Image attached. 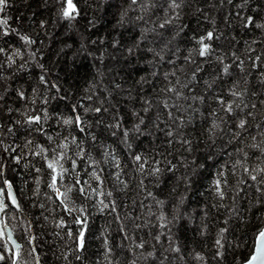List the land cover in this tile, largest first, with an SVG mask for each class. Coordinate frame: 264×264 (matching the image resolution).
Returning <instances> with one entry per match:
<instances>
[{
    "label": "snow or ice",
    "instance_id": "6c2138e0",
    "mask_svg": "<svg viewBox=\"0 0 264 264\" xmlns=\"http://www.w3.org/2000/svg\"><path fill=\"white\" fill-rule=\"evenodd\" d=\"M13 2L0 0V13ZM225 3L220 30L209 12ZM40 6L47 18L21 14L12 26L0 16V264H99L88 237L96 214L111 217L100 229L105 264L118 256L116 264H227L229 235L264 215V0ZM106 18L111 26L100 34ZM61 27L78 47L64 39L52 49ZM81 54L100 65L83 97L61 67ZM106 58L138 75L127 88L112 79L94 100ZM114 92L127 103H111ZM203 179L207 192L189 207ZM185 226L211 238V261L182 238ZM41 233L62 246L52 249ZM243 264H264V225Z\"/></svg>",
    "mask_w": 264,
    "mask_h": 264
},
{
    "label": "trees",
    "instance_id": "16d2710c",
    "mask_svg": "<svg viewBox=\"0 0 264 264\" xmlns=\"http://www.w3.org/2000/svg\"><path fill=\"white\" fill-rule=\"evenodd\" d=\"M115 2V0H114ZM219 0H209V3H218ZM29 7L24 8L20 2V0H14V2L10 5L9 9L6 10L4 13H0V16H6L9 18V23L12 24V26H16V18L21 16L23 14L24 16H30L32 13H35L36 18H40L43 16L44 18H47L48 12L42 8L41 0H28ZM90 11V10H89ZM234 11V10H233ZM229 12V6L227 3H225V6L223 9H216L213 8L209 12L210 18L216 17L218 24L220 26V30H223L224 28V22L221 19L224 15L228 14ZM111 26V18H106L105 20L101 21V24L98 26V31L100 34H103L106 30V28H109ZM96 33L93 32V37H95ZM47 40V38H45ZM68 39L65 35L63 27L56 29L54 42L52 43L51 47L53 50L58 48L60 46V43L62 40ZM244 39H250L249 36H245ZM76 41V37L72 36L71 39H68L69 43H73L74 49L78 47L77 43H74ZM240 46H243V39L240 41ZM23 51V49H22ZM261 48L256 47V53L260 54ZM26 55V52H25ZM51 53H49V56ZM69 57H71V53H69ZM2 59V57H0ZM47 62V61H46ZM19 63V59H18ZM179 63H183V59L178 61ZM66 65V68L64 66ZM98 61H95L92 57H88L84 54H81L80 56L76 57V59L73 61L71 58L66 59L61 62V67L64 68V71L71 74V79L69 82L74 86L73 90L80 95L81 97L85 95H91V92L85 93L82 90L88 87V84L90 81H93L94 77L96 76V67H99ZM111 67L112 71L109 72L107 69ZM104 78L103 83L101 85L97 86L96 96H94V100L101 95H104L103 92V85H107L109 88L112 87L110 81L112 79H115L117 82L121 83L123 88H127L134 77L138 75V73L134 72L131 69H128L127 71H124L123 73H120L118 62L112 61L110 58H106L104 65ZM64 71L61 72V76H64ZM119 73V74H118ZM148 91H151L149 88ZM113 98H109L111 100V103L115 104L117 101H120L123 105L124 103H127L126 99L118 95L116 92L113 93ZM83 103L89 104L91 101L83 100ZM107 106V105H105ZM59 107L61 109L64 108V102L59 103ZM230 150V149H229ZM180 172H183V169L180 170ZM206 175V173H205ZM208 188V179L203 180H197V182L193 185L192 190L189 192V198H188V205L189 207H195L196 203L198 201H202V193H206ZM129 197L131 198L133 196L132 192H129ZM137 200L139 201V197H137ZM145 204H147V201H145ZM26 207H30V205H26ZM140 209L137 208V212H139ZM111 220V217H105L101 216L99 214H96L92 217L90 220V231L88 234L89 237V252H90V259L92 262H99V264H105L104 260V249L102 245V236L100 235V229L103 225H105L108 221ZM264 225V215L252 214V218L250 222H247L243 227L236 228L234 230V233L229 235V239L232 240L233 247L229 249L228 257H227V264H242L243 261L247 258V256L250 253V249L252 247V237L254 236L255 232L258 231V229ZM69 226L74 227L71 223V219H69ZM55 229L49 228L47 231L51 232ZM149 229H145L143 234L145 235V238H147V232ZM181 235L182 238L186 240V242L193 247H195L197 250L200 251H206L209 256V260L211 261V252L208 251V249L211 248V238L210 237H196L195 236V227L194 226H185L181 228ZM41 237L43 240L50 242L51 248L54 249L57 246H62V241H59L55 237L51 235H43L41 233ZM247 238V246L244 245L243 241L244 238ZM112 241L115 244H119L120 237L116 233V226L115 224L112 225ZM237 239L241 240V246L236 247V241ZM54 242V243H53ZM204 244L208 245V249L204 248ZM41 255H46V258L51 261L52 260V252L49 249V247L45 245H41ZM187 255V253H185ZM117 259H123L122 256L116 257V259L113 260V264H116ZM190 264H196V261L194 259L190 260ZM214 264V262H213Z\"/></svg>",
    "mask_w": 264,
    "mask_h": 264
},
{
    "label": "water",
    "instance_id": "95a60500",
    "mask_svg": "<svg viewBox=\"0 0 264 264\" xmlns=\"http://www.w3.org/2000/svg\"><path fill=\"white\" fill-rule=\"evenodd\" d=\"M243 264V263H242Z\"/></svg>",
    "mask_w": 264,
    "mask_h": 264
}]
</instances>
